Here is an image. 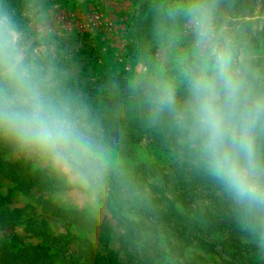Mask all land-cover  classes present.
<instances>
[{
	"label": "clouds",
	"instance_id": "clouds-1",
	"mask_svg": "<svg viewBox=\"0 0 264 264\" xmlns=\"http://www.w3.org/2000/svg\"><path fill=\"white\" fill-rule=\"evenodd\" d=\"M160 55L127 85L128 106L94 105L50 34L46 0H0V157L55 181L62 202L132 226L150 207L126 176L120 123L163 129L178 163L208 180L264 255V3L158 0Z\"/></svg>",
	"mask_w": 264,
	"mask_h": 264
},
{
	"label": "trees",
	"instance_id": "trees-1",
	"mask_svg": "<svg viewBox=\"0 0 264 264\" xmlns=\"http://www.w3.org/2000/svg\"><path fill=\"white\" fill-rule=\"evenodd\" d=\"M58 1L46 0V4ZM50 38L68 56L75 86L94 105L128 106L124 77L108 75L106 70L96 76L91 73V66L101 58L94 39L86 33ZM120 123L124 127L120 155L129 154L144 139L169 144L163 129L147 126L134 114ZM124 172L149 193L150 207L141 211L136 226L120 214L119 205H113L111 216L102 220L76 210H50L55 209L50 197L57 190L53 180L28 165L14 163L7 155L0 157V264H160L162 252L156 255L143 248L146 234L167 237L174 264H264L248 256L241 241L247 236L237 228L227 204L205 178L176 159L163 168L143 165L132 173ZM18 194L28 195L30 203L13 207V197ZM50 215L53 223L73 231V239L49 230L51 220L45 216ZM117 227L121 229L119 236ZM80 231L85 236L78 235Z\"/></svg>",
	"mask_w": 264,
	"mask_h": 264
},
{
	"label": "rangeland",
	"instance_id": "rangeland-1",
	"mask_svg": "<svg viewBox=\"0 0 264 264\" xmlns=\"http://www.w3.org/2000/svg\"><path fill=\"white\" fill-rule=\"evenodd\" d=\"M257 2L264 3V0H245L246 4ZM153 5V0H61L48 6L50 19L45 31L50 34V37L57 35L63 38H71L83 33L88 34L96 42L98 53L101 55L100 60L91 66V73L96 76L102 70H106L108 75L124 77L128 84L133 76L146 70L144 63L146 56L160 55L155 46L148 47L154 20ZM96 12L102 15L103 25H96L93 22V16ZM135 29L140 32L137 36L134 33ZM154 50L155 52H153ZM119 158L123 170L131 173L143 165L163 168L174 163L175 160L169 144L157 143L151 139H144L135 145L127 155H120L119 153ZM53 183L57 190L50 198L54 199L52 201L55 203V209L51 208L50 210L63 213L76 210L80 214L100 220L111 216L109 211H106L96 217L83 206L77 207L60 201L56 196L59 188L54 180ZM13 198L15 200L12 203L13 207L23 208L30 203L28 195L18 194ZM45 211L52 215L56 213ZM45 211H43L44 214ZM52 215L45 216L51 220L48 223L49 230L66 239H73V231L67 230L63 224L53 223L52 221L55 219L54 217L50 218ZM120 233L121 229L117 227L116 235L119 236ZM77 234L82 235V237L85 236L82 231ZM241 241L246 246L249 257L256 262L264 263V255L258 252L248 237L242 238ZM167 244L168 239L165 236L146 234L142 245H145L143 247L145 250L155 252L156 255L162 252V258L158 259L160 264H174ZM191 252L187 254V257L190 256ZM212 260L217 262L215 258Z\"/></svg>",
	"mask_w": 264,
	"mask_h": 264
},
{
	"label": "built area",
	"instance_id": "built-area-1",
	"mask_svg": "<svg viewBox=\"0 0 264 264\" xmlns=\"http://www.w3.org/2000/svg\"><path fill=\"white\" fill-rule=\"evenodd\" d=\"M93 22L96 25H103L104 24V22L102 21V15L99 12L94 13ZM108 25H111V24H108Z\"/></svg>",
	"mask_w": 264,
	"mask_h": 264
}]
</instances>
